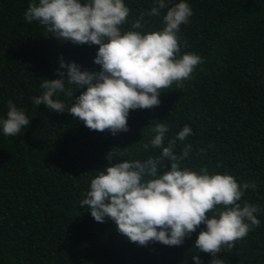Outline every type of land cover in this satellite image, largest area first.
<instances>
[{
    "label": "trees",
    "instance_id": "obj_1",
    "mask_svg": "<svg viewBox=\"0 0 264 264\" xmlns=\"http://www.w3.org/2000/svg\"><path fill=\"white\" fill-rule=\"evenodd\" d=\"M30 2L0 0V119L7 118L9 100L30 119L15 137L5 136L0 125V264H195L198 254L202 264H211V254L194 248L204 224L180 246H141L120 234L112 220L96 222L87 206L80 207L91 179L109 166L110 152L113 163L160 155L162 148L143 147L159 123L168 127L165 147L185 125L191 127L192 134L176 140L174 148L181 155L186 145L192 147L182 169L207 168L241 185L257 184L239 203L258 206L260 225L216 258L223 264H264V0H186L193 15L181 25L179 55L195 53L203 63L182 87L163 89L158 106L130 110L129 131L116 135L90 130L67 111L34 105L33 97L44 91L43 78L59 79V70L67 81L61 58L81 70L100 66L94 63L98 45L61 41L38 22L27 23ZM124 2L130 9L126 30L157 6L155 0ZM166 2L170 8L181 0ZM168 8L160 16L145 15L144 27L136 30H162ZM72 87L74 98H54L70 107L86 91ZM163 163L160 175L171 167Z\"/></svg>",
    "mask_w": 264,
    "mask_h": 264
},
{
    "label": "clouds",
    "instance_id": "obj_2",
    "mask_svg": "<svg viewBox=\"0 0 264 264\" xmlns=\"http://www.w3.org/2000/svg\"><path fill=\"white\" fill-rule=\"evenodd\" d=\"M155 2L157 6L141 13L131 24L133 30H126L130 9L124 0H31L25 11L27 23L38 22L61 41L98 45L94 63L100 66L98 71L81 70L76 62L61 58L60 68L67 70V81L63 79L65 72L59 70L61 78H43L40 87L44 91L33 97L34 105L43 104L58 113L67 111L90 130H109L116 135L129 131L130 110L158 106L163 89L173 83L182 87L203 63L195 53L179 55L181 25L189 23L193 11L186 0L170 8L166 0ZM165 8L168 10L162 30L146 34L136 30L144 27L145 15L160 16ZM183 46H188L186 41ZM72 86L86 91L75 97L70 107L54 98L60 93L74 98ZM29 123L25 111L9 100L7 118L0 119L3 134L18 136ZM152 131L154 138L143 147L162 148L160 155L144 161L113 163L110 152L109 166L91 179L81 209L87 206L96 222L112 220L120 234L141 246L149 242L180 246L204 224L206 230L200 231L194 248L211 254V264H223L217 254L233 249L236 241L260 225L258 206L247 201L243 206L239 203L245 190L255 189L257 184L241 185L234 176L210 175L207 168L182 169L181 162L188 158L192 147L186 145L181 155L174 148L176 140L184 141L192 134L190 126L185 125L167 147L163 146L167 125L159 123ZM163 161L170 162L171 167L160 175ZM193 260L202 264L199 254Z\"/></svg>",
    "mask_w": 264,
    "mask_h": 264
}]
</instances>
